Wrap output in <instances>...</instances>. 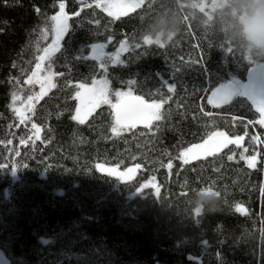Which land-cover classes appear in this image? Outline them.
Listing matches in <instances>:
<instances>
[{"label":"trees","instance_id":"obj_1","mask_svg":"<svg viewBox=\"0 0 264 264\" xmlns=\"http://www.w3.org/2000/svg\"><path fill=\"white\" fill-rule=\"evenodd\" d=\"M60 2L68 30L45 61L56 87L26 115L41 130L26 144L27 128L9 107L23 109L22 102L11 93L20 95L27 78L21 73L31 74L51 43L39 29ZM259 7L260 0H143L113 18L94 0H0V253L10 264H264V128L249 123L259 114L242 92L219 107L207 103L205 92L242 87L264 65V46L243 30ZM120 40L127 51L121 63L107 66V102L79 124L71 118L74 85L85 78L90 85L103 73L94 60L75 57L81 49L88 55L92 43L114 53ZM162 84H174V91ZM117 90L147 102L163 99L161 118L113 135ZM210 131L243 139L182 164L180 151ZM97 164L140 167L121 182L97 172Z\"/></svg>","mask_w":264,"mask_h":264},{"label":"snow or ice","instance_id":"obj_2","mask_svg":"<svg viewBox=\"0 0 264 264\" xmlns=\"http://www.w3.org/2000/svg\"><path fill=\"white\" fill-rule=\"evenodd\" d=\"M143 0H94L95 7L99 8L101 11L105 12L109 17L116 18L120 15H124L133 11L141 6ZM92 4H82V7H91ZM59 11L56 12L55 15L45 18V25L40 27V39H47L49 36L51 38V43L47 45L43 49V55H39L36 57V65L32 69L31 74L21 73V75H25L27 78L24 80L25 85H33L38 84L40 86V94L35 96V99H39L40 95L46 93L48 88L56 87V84L52 83L53 73L51 71V64H49L47 73L45 74L43 80H41L37 76L38 70L41 69V62L45 59H50L53 54L60 49V41L63 39L64 34L68 30V15L65 13V4L60 2L58 4ZM38 12L39 9H36ZM74 15H78L79 13H73ZM109 42H111V37L108 38ZM144 43H153V41L149 40L146 37H143ZM155 43V42H154ZM120 46L116 48L114 53H106L104 51L106 45L103 43H92L88 45L91 51L88 55H83V49H81V53L78 54L75 59L77 60H94L95 70L103 73L100 79L97 80L95 75L91 78V85L87 83V78L84 81L75 83L74 87L77 89L74 94V99L77 101L75 112L71 118L74 121H77L79 124H83L87 116L93 111V109L101 102H107L106 93H108V82L105 79L107 75V66L109 63L118 64L121 63L119 60V56L122 52L127 51L125 47V41L120 40ZM158 44V43H156ZM160 47L164 45L159 44ZM35 47V45H33ZM139 47V45H137ZM193 47H198V45H193ZM202 63V61H200ZM15 67V65H13ZM55 75L62 76L63 73H55ZM69 87H72V81L68 82ZM127 83L132 85L134 81L128 80ZM19 84V80H17V85ZM162 86L167 88L169 93L174 91V84H167ZM207 94V103L213 107H219L222 104L229 103L227 96L214 93L210 90L205 91ZM115 96L117 102L115 104H111L112 115L114 117L113 125L111 131L113 135L118 134L119 130L126 129L130 126H135L137 123L143 124L144 127H148L149 124L153 120H159L161 118L160 108L162 103L164 102L161 99L160 102L152 101L147 102L139 95H133L131 92H121L117 90L115 92ZM11 99L13 102L20 99L19 95L16 91L11 93ZM34 97L30 95L28 97V103L25 104L26 110L31 112L33 110V105L30 103ZM12 111L15 112L17 118L21 121V123L25 122L27 119L22 112L21 108L14 107L13 105L9 106ZM252 107L259 114L258 120L249 123H258L261 127H264V102H256L253 101ZM203 110V109H202ZM208 115V113H205ZM236 119V117H233ZM30 122V121H29ZM32 129L35 132L37 139L40 138V128L32 123ZM243 137H236L235 139H230L224 132L221 131H210L207 133V138L203 139L202 143L192 144L190 147L185 148L180 151L179 158L181 163H187L191 159L202 158L205 156H211L214 153L219 152V150L228 144H235L239 147L241 140ZM253 140H257L254 136ZM257 143L259 141L257 140ZM240 158L245 159L244 153H240ZM227 159L229 161L233 160L232 155H228ZM255 161V156H252L249 159H246V163L249 167L253 166ZM171 160L166 165V167L171 168ZM4 166L0 165V169ZM97 172L105 173L109 176H114L120 181H124L131 177L132 173L140 167L139 164L136 165V169L128 168L126 172H118L115 168H105L102 164H97L96 166ZM16 168L15 165L12 166V170L14 171ZM151 180V177L149 178ZM148 184H141L139 188L136 190L139 192L142 188L148 187ZM155 188V185H153ZM215 194V193H214ZM240 210L239 208L237 209Z\"/></svg>","mask_w":264,"mask_h":264},{"label":"rangeland","instance_id":"obj_3","mask_svg":"<svg viewBox=\"0 0 264 264\" xmlns=\"http://www.w3.org/2000/svg\"><path fill=\"white\" fill-rule=\"evenodd\" d=\"M243 30H244L245 35L249 41H251L253 44H255L257 46H264V7H262V6L259 7L250 18L243 20ZM41 55H43V51H42ZM45 61H46V59L41 62V69L38 70V72H37V76L41 80H43L45 74L47 73ZM53 77L54 76H52V83H53ZM35 89H37V90L34 91ZM48 89H50V88H48ZM19 91H20V95H19L20 99L18 101L22 102L23 109L22 108L21 109L23 111V115L26 117V115H29V113H30L26 110V107H25V104L29 102L28 97L30 95H32L34 97V99L30 102L33 105V102L35 100V96L40 94L39 93L40 92V86L38 84L25 85L23 82L22 87ZM212 92L225 95V96H227L228 101H230L233 97H235L236 95L241 93V86H239L237 84H226L224 86H221V87L215 89ZM106 100H107V94H106ZM222 105H224V104H222ZM75 114H76V112H75ZM23 125L27 128V132H25V137H27V138H25L24 143H26V144L31 143L35 139H37L35 132L32 129V126H31L32 124L23 122ZM191 160H193V159H191ZM105 168H109V167H105ZM134 169H136V168L134 167ZM117 171L118 172H126L127 170H123V171L117 170ZM135 174H136V170L132 173L130 178L124 180L123 182L130 181L131 179H133ZM111 177L116 178L114 176H111ZM117 180H119V179H117ZM151 184H152V181L148 182V185H151Z\"/></svg>","mask_w":264,"mask_h":264},{"label":"water","instance_id":"obj_4","mask_svg":"<svg viewBox=\"0 0 264 264\" xmlns=\"http://www.w3.org/2000/svg\"><path fill=\"white\" fill-rule=\"evenodd\" d=\"M241 92H242L243 97L251 104H253V101L264 102V65L259 68L253 69L249 73L246 81L243 83L241 87ZM111 113H112V108H111ZM112 118L114 121L113 115H112ZM155 121L156 120H153L149 124V126L152 125ZM133 127L147 128V127H144L143 124L137 123L135 126H130V127H127L126 129L133 128ZM223 148H221L219 152H221ZM207 157L209 156H205V157L197 158V159H205ZM0 264H10L9 261L6 259V257H4L1 253H0Z\"/></svg>","mask_w":264,"mask_h":264},{"label":"clouds","instance_id":"obj_5","mask_svg":"<svg viewBox=\"0 0 264 264\" xmlns=\"http://www.w3.org/2000/svg\"><path fill=\"white\" fill-rule=\"evenodd\" d=\"M260 6L264 7V0H260Z\"/></svg>","mask_w":264,"mask_h":264}]
</instances>
